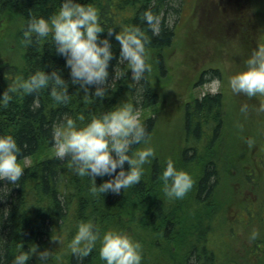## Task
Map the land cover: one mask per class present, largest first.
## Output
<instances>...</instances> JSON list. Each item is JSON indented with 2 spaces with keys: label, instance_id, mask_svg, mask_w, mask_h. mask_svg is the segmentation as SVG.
<instances>
[{
  "label": "trees",
  "instance_id": "1",
  "mask_svg": "<svg viewBox=\"0 0 264 264\" xmlns=\"http://www.w3.org/2000/svg\"><path fill=\"white\" fill-rule=\"evenodd\" d=\"M183 1L79 0L98 9L99 23L105 29L101 36L108 35L107 29H114L109 39L115 56L110 61L109 78L104 85L108 92L102 99L91 92L85 93L78 84H71L69 68L65 58L55 51L51 31L46 37L33 33L31 42L25 43L24 31L29 17L51 16L59 10L62 0H0V23L15 25V38L21 46L17 63L12 61L0 66V93L18 79H26L40 69H59L69 80L67 104L54 101L50 84L33 93L18 89L11 93L13 99L7 106L0 105V135L11 134L16 138L22 149L18 162L57 144L59 138H54V129L63 123L65 114L73 118L82 114L84 120L76 121L82 127L94 116L123 103H133L137 112L155 106L159 101L156 85L167 74L166 52L175 39L174 26L169 24L178 19ZM146 8H151L159 17V30L155 34L143 20ZM130 25H139L149 37L145 47L146 62L151 68L140 80L132 79L127 61L119 58L120 44L115 39L116 31L123 32ZM243 33L240 31L236 35L242 42ZM117 72L124 75L118 77ZM207 74L212 78L220 77L218 70L209 68L201 72L197 83H202ZM223 101L220 92L185 101L180 147L170 154L154 152V156L142 165L141 180L122 188L119 193H91L92 178L78 175L68 156L50 155L33 161L23 167L24 173L15 183L0 180V264H11L19 251L35 245L37 251L49 250L44 264H106L99 255V239L87 255L73 253L69 247L78 225L89 220L101 234L117 230L139 241L142 245L140 264H219L221 258H226L228 264H248L245 258L239 259L228 251L220 256L219 251L211 247L209 237L219 209L217 199H220L218 189L224 176L223 167L226 163L234 167V173L241 180L247 169L242 165L241 171L237 170L238 164L228 161L227 151L221 152L220 137L225 120ZM140 120L149 135L147 143L142 141L132 145L133 151L148 147L155 130L154 117L146 116ZM227 147L231 152V146L228 144ZM169 159L193 180L191 188L179 198L169 197L164 191L161 174ZM124 167L127 169V162ZM261 177H264V169ZM110 178L106 174L96 176L95 181L99 185ZM247 180L245 178V183ZM256 181L264 183L262 179ZM243 187L246 188L245 184ZM255 213L249 215L253 217ZM233 230L231 227V234H235ZM255 249L257 254L262 250L259 245ZM27 264L42 262L33 254ZM250 264L264 262L256 257L255 263Z\"/></svg>",
  "mask_w": 264,
  "mask_h": 264
},
{
  "label": "clouds",
  "instance_id": "2",
  "mask_svg": "<svg viewBox=\"0 0 264 264\" xmlns=\"http://www.w3.org/2000/svg\"><path fill=\"white\" fill-rule=\"evenodd\" d=\"M143 20L155 34L158 32L159 17L151 8L143 11ZM104 27L99 23L98 9L91 3L82 4L79 0H62L59 10L49 17L30 16L24 36L25 43L31 42V34L46 37L51 31L55 51L65 58L69 68L70 82L79 85L85 93L91 92L96 97L105 98L108 89L104 86L109 78V64L115 56L109 37L114 29H107L108 35L101 36ZM115 39L120 44L119 58L127 61L133 80H140L151 66L146 62V44L149 37L139 25H130L123 32L116 31ZM247 68L232 74L229 85L233 92L244 93L248 97L264 94V45L254 49L245 61ZM124 75L117 72L116 76ZM51 84V96L57 103L69 102V80L65 79L59 69L51 71L36 70L26 79H18L0 93V105L7 106L13 99L11 93L18 89L33 93ZM248 105L241 106L247 111ZM257 111H264V101ZM63 123L54 129V138L58 137L56 154L63 158L70 157L74 171L80 176L92 178L89 191L93 194L121 189L136 184L144 171L142 165L152 156L151 146L132 150L131 146L142 141L147 143L149 135L146 125L139 119L133 103H123L119 107L94 116L84 126L76 121L84 120L82 114L76 118L65 114ZM253 141L248 140L251 144ZM22 151L16 138L11 134L0 135V180L17 182L24 173L18 163V154ZM127 162V169L124 167ZM119 169V171H117ZM109 175L99 185L96 176ZM114 174V175H113ZM161 179L164 191L169 197H182L192 186L191 176L174 166L171 159L163 169ZM253 230V238L256 236ZM100 240L99 255L106 264H140L142 245L130 235L108 230L100 233L99 228L89 220L81 222L69 242L73 253L87 255ZM35 254L42 264L49 256V250L37 251V245L28 250L19 251L11 264H27Z\"/></svg>",
  "mask_w": 264,
  "mask_h": 264
},
{
  "label": "rangeland",
  "instance_id": "3",
  "mask_svg": "<svg viewBox=\"0 0 264 264\" xmlns=\"http://www.w3.org/2000/svg\"><path fill=\"white\" fill-rule=\"evenodd\" d=\"M245 19L249 25L242 28ZM169 26H174L175 39L166 52L167 74L156 85L159 101L138 112L139 119L146 116L156 119L148 146L158 153L176 152L181 145L184 102L220 92L225 111L221 152L227 151L228 161L238 164L237 170L242 165L247 168L243 177L247 173L264 180L261 177L264 169V111H257L264 101V94L248 97L233 92L229 85L230 76L245 70V61L252 51L264 45V0H184L178 19L171 20ZM240 29L244 31L243 42L236 37ZM15 31L14 24L0 23V66L12 61L17 63L21 46L17 43ZM209 68L218 70L220 77L212 78L207 74L202 83H197L201 72ZM244 104L248 105L247 111H241ZM249 139L253 141L251 144ZM56 148L57 144L18 163L25 167L33 161L57 155ZM223 171L218 189L219 209L209 236L211 247L219 251L220 256L228 251L239 259L245 258L248 264L255 263L256 257L264 262V183L253 177L244 188L241 177L234 173V167L226 163ZM252 210L257 212L252 214L253 217L249 215ZM231 227L235 234L230 233ZM253 230L257 233L254 238ZM258 245L262 250L257 254L255 246ZM219 264H228L226 258H221Z\"/></svg>",
  "mask_w": 264,
  "mask_h": 264
},
{
  "label": "flooded vegetation",
  "instance_id": "4",
  "mask_svg": "<svg viewBox=\"0 0 264 264\" xmlns=\"http://www.w3.org/2000/svg\"><path fill=\"white\" fill-rule=\"evenodd\" d=\"M244 23H245V25H242V28H246V27H248V25H249V21L247 20V19H245L244 20ZM241 31H243L242 29H240ZM256 178L257 179V177H259V176H251L250 174L249 175H244V177L242 176V180L240 181V183L242 184V186L245 184V178L246 179H248V180H250L251 178ZM247 180V181H248ZM257 182H259V181H257ZM262 188H263V190H264V186H262ZM252 212H256L255 210H253ZM257 213V212H256ZM255 213V214H256ZM239 222H243V221H240L239 220Z\"/></svg>",
  "mask_w": 264,
  "mask_h": 264
}]
</instances>
